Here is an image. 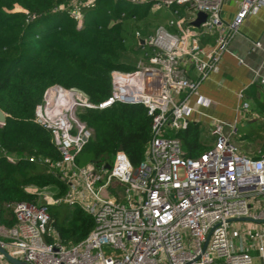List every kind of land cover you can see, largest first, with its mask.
I'll return each instance as SVG.
<instances>
[{
    "label": "built area",
    "instance_id": "2783aa9c",
    "mask_svg": "<svg viewBox=\"0 0 264 264\" xmlns=\"http://www.w3.org/2000/svg\"><path fill=\"white\" fill-rule=\"evenodd\" d=\"M127 1H149L153 12L165 10L166 27L159 25L146 37L134 32L143 58L134 71L111 73L110 96L100 105L75 89L45 90L35 122L60 153L52 166L68 191L45 204H4L14 224L0 222V248L26 264H253L252 251L264 264V149L250 156L233 143L238 119L249 110L243 91L237 95L236 120H211L205 134L213 141L199 156L186 157L176 137L200 115L190 100L204 104L199 86L218 70L244 20L263 8L264 0H235L230 21L223 19L229 0ZM56 2L55 10L81 25L82 9L95 0ZM199 13L205 19L194 27ZM259 84L264 88V77ZM114 103L143 105L152 117L142 162L134 168L119 149L109 169L93 163L78 167L76 156L93 137L79 111ZM113 184L115 195L109 192ZM61 202L94 222L86 238L69 246L50 225L48 206ZM0 264H9L1 253Z\"/></svg>",
    "mask_w": 264,
    "mask_h": 264
},
{
    "label": "trees",
    "instance_id": "16d2710c",
    "mask_svg": "<svg viewBox=\"0 0 264 264\" xmlns=\"http://www.w3.org/2000/svg\"><path fill=\"white\" fill-rule=\"evenodd\" d=\"M56 4V0H0V110L6 115L0 127V222L7 226L14 219L4 204H38V192L56 188L54 197H61L67 189L52 166L60 162V153L50 133L35 122V108L45 90L54 85L75 89L93 106L100 105L110 96L111 73L135 70L123 59L131 48L129 31L150 19L160 25L165 21L161 10L151 12L149 1L95 0L82 9V23L77 25L66 11L55 10ZM243 98L252 102L251 110L264 112L260 84L244 90ZM78 117L92 129L93 137L76 156L77 165H111L119 149L134 168L140 165L152 121L145 106L114 103L80 110ZM241 128L248 133L247 124ZM260 129L255 124L247 135L261 143ZM201 136L198 122L176 134L186 157L207 149ZM60 205L48 207L50 225L64 245L82 241L94 226L92 217L79 208L71 216L69 211L63 215L57 210Z\"/></svg>",
    "mask_w": 264,
    "mask_h": 264
},
{
    "label": "crops",
    "instance_id": "0c3cea01",
    "mask_svg": "<svg viewBox=\"0 0 264 264\" xmlns=\"http://www.w3.org/2000/svg\"><path fill=\"white\" fill-rule=\"evenodd\" d=\"M236 12L237 4L235 0H229L223 8V19L230 21ZM206 42L203 40L202 44L204 45ZM257 42L260 46L254 47V43ZM188 75L192 79L196 78V75L191 70ZM263 77L264 7L244 20L239 32L230 42L228 51L223 54L218 70L211 73L208 79L199 86L198 92L204 98V104H197L196 98L190 100L191 105L200 113V115H194L192 121L200 123L203 132L209 127L211 120L232 124L237 118L238 93L248 89L253 84H259V79ZM251 106L249 104V110L242 113L239 117L238 126L241 128L249 123H254L256 126L260 125L259 133L263 135L264 112L256 109L251 111ZM247 134L244 132L241 139L254 140L253 137ZM255 140L257 145L252 155L246 151L247 146L245 150L241 148L242 146H238V148L247 155H257L258 150L264 149V140L261 143L260 139L257 138ZM251 254L254 257L253 264H261V259L257 252L252 251Z\"/></svg>",
    "mask_w": 264,
    "mask_h": 264
},
{
    "label": "rangeland",
    "instance_id": "374dc122",
    "mask_svg": "<svg viewBox=\"0 0 264 264\" xmlns=\"http://www.w3.org/2000/svg\"><path fill=\"white\" fill-rule=\"evenodd\" d=\"M154 10H155V8H152L151 12H153ZM161 18H164V20H165L162 23V25H164L166 23V21L170 18V15L167 14L164 10H161ZM150 20H151L150 22H146V23H144V24H142V25H140L138 27L133 28L132 29L133 35H134L135 31H139L142 37H146L147 35L152 34L154 32V30L156 29V27L159 26L160 24L156 23L152 19H150ZM164 26L166 27V24ZM131 34H130V31H129V36H128L129 37V47H131V48H130V50L128 52H126L123 55V59L127 63H129L131 65H134L136 67V65L138 64L140 59L143 58V53L140 50V47L138 45L137 40L136 39L134 40L133 37L131 36ZM138 51H140V52L138 53ZM249 104L252 105V102H249ZM254 127H255L254 123L247 124L248 133ZM236 130L237 131H236V135L234 136L235 138L233 139V143L236 146H242L241 148L244 149V150H245V147L247 146L248 148L246 147L247 148L246 151L250 152L249 154L252 155V153H254V151H255V148H256V145H257V143H256L257 141L256 140H251V139H241V137H242V135L244 134L245 131H243L242 128H239L238 125L236 127ZM245 133H247V132H245ZM170 136H174V133L172 135L170 133ZM201 141L203 142V144L205 146H208L210 143H212L213 139L210 136H208L207 134H205V132H203V129H202ZM77 166L81 167L79 165H77ZM82 167H84V166H82ZM66 186H67V189H66L64 195H62L61 197H54V193L56 192V188H47L46 190L38 192V195L39 194L40 195L38 196L37 203L38 204H45V203H47L49 201V199L63 198L66 195L67 191H68V185H66ZM115 187H116V184H113L112 187L110 188V191H109L113 195H115V191L117 190V189H115ZM60 204H51L49 206L60 205L59 207H57V210L63 215L69 211L70 216L72 215V212L75 211V209H77V207L68 205V204L63 203V202H61Z\"/></svg>",
    "mask_w": 264,
    "mask_h": 264
},
{
    "label": "water",
    "instance_id": "95a60500",
    "mask_svg": "<svg viewBox=\"0 0 264 264\" xmlns=\"http://www.w3.org/2000/svg\"><path fill=\"white\" fill-rule=\"evenodd\" d=\"M204 19H205V14L199 13L197 15L196 21H194L192 23V25L194 27H198L200 25V23L204 21ZM140 43L142 44L143 41H140ZM5 121H6V115L0 110V123L4 124ZM106 168L109 169L110 166L106 165ZM241 220L246 221L247 219H241ZM0 253L4 255V257L6 258V260L8 261L9 264H26L25 262L19 261V260L13 258L12 256L8 255V253L5 250H3L2 248H0Z\"/></svg>",
    "mask_w": 264,
    "mask_h": 264
}]
</instances>
